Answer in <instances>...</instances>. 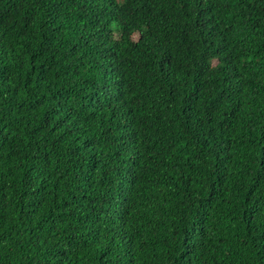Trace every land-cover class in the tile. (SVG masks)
I'll use <instances>...</instances> for the list:
<instances>
[{"label": "trees", "instance_id": "obj_1", "mask_svg": "<svg viewBox=\"0 0 264 264\" xmlns=\"http://www.w3.org/2000/svg\"><path fill=\"white\" fill-rule=\"evenodd\" d=\"M0 264H264V0H0Z\"/></svg>", "mask_w": 264, "mask_h": 264}]
</instances>
